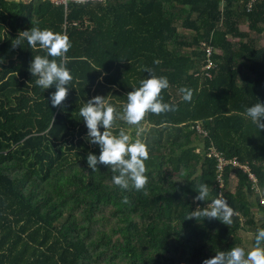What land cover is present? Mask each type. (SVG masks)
<instances>
[{
	"label": "trees",
	"instance_id": "trees-1",
	"mask_svg": "<svg viewBox=\"0 0 264 264\" xmlns=\"http://www.w3.org/2000/svg\"><path fill=\"white\" fill-rule=\"evenodd\" d=\"M32 27L72 45L65 64L73 79L60 107L49 100L55 87L36 86L29 71L47 51L12 46ZM146 68L167 77L161 95L177 110L148 113L140 125L114 121L113 135L131 131L149 152L144 190H122L111 167H88V153L100 150L79 110L99 95L122 113ZM181 88L192 90L190 102ZM258 101L264 1L248 12L244 0H105L67 10L0 0V264H203L234 246L248 252L246 237L254 246L264 228V131L245 115ZM212 151L248 171L227 165L221 188ZM201 184L210 194L195 201ZM217 197L234 209L231 224L188 219Z\"/></svg>",
	"mask_w": 264,
	"mask_h": 264
},
{
	"label": "clouds",
	"instance_id": "clouds-1",
	"mask_svg": "<svg viewBox=\"0 0 264 264\" xmlns=\"http://www.w3.org/2000/svg\"><path fill=\"white\" fill-rule=\"evenodd\" d=\"M22 41H26L31 48L39 45L47 51L46 56L33 57L29 71L32 76L37 77L36 86L44 90L55 87V92L49 96L52 107L62 106L69 95L68 85L73 79L65 64L66 54L72 47L68 36L49 29L32 27L19 33L18 38L13 40V48L20 47ZM56 58H60L59 61ZM145 71L148 78L127 94V103L122 113L111 104H106V98L99 95L89 99L79 110L88 130L86 139L90 144L98 145L100 150L99 156L88 153V167L92 172L98 171L99 165L111 167L113 172H118V175L112 177V182L122 190H144L148 182L145 161L149 158V152L146 144L140 139L130 142V136L123 130L118 136L113 135L109 129L113 127L114 121L119 119L128 125H140L148 113L159 115L177 110L176 105L165 103L161 95L162 90L170 86L167 77L154 75L152 69L146 68ZM179 91L184 101H191V89L181 88ZM245 115L259 131H264V103L258 101L246 108ZM101 128L103 132L100 131ZM142 131L143 128H139L137 136ZM197 193L195 201H205L210 194L209 186L201 184ZM122 203H129L127 197L123 198ZM234 214V209L227 200L217 197L205 208L197 207L188 219L203 217L229 225L233 222ZM203 264H264V228L255 234V244L251 251L245 252L244 248L234 246L228 251L217 252L213 257L205 259Z\"/></svg>",
	"mask_w": 264,
	"mask_h": 264
},
{
	"label": "built area",
	"instance_id": "built-area-1",
	"mask_svg": "<svg viewBox=\"0 0 264 264\" xmlns=\"http://www.w3.org/2000/svg\"><path fill=\"white\" fill-rule=\"evenodd\" d=\"M52 4L55 6H62L65 10L68 9L70 4H78V5H86V4H94V3H104L105 0H49ZM246 2L247 11L251 12L254 5L258 2H262L264 0H244ZM209 52L211 50H208ZM210 66L208 65L207 68ZM210 157H214L217 160V173H218V183L220 184V187L223 188L222 183V172L224 167L227 165H233L236 168L243 169L245 171H248V168L245 166H242L237 160H231L227 161L225 158H223L220 154H218L216 151H212L209 155ZM249 178L256 182L255 177L252 174H249ZM264 203V200H263Z\"/></svg>",
	"mask_w": 264,
	"mask_h": 264
},
{
	"label": "rangeland",
	"instance_id": "rangeland-1",
	"mask_svg": "<svg viewBox=\"0 0 264 264\" xmlns=\"http://www.w3.org/2000/svg\"><path fill=\"white\" fill-rule=\"evenodd\" d=\"M241 29H242V31L244 32V33H246V34H249V32H248V29H247V24H242L241 25ZM127 134L130 136L131 135V131H129V132H127ZM130 142H132L131 141V136H130ZM258 191V190H257ZM259 192V191H258ZM261 195V194H260ZM246 242H247V249H248V251H251L252 250V248H253V246H252V240H251V238L249 237V236H247L246 237Z\"/></svg>",
	"mask_w": 264,
	"mask_h": 264
},
{
	"label": "crops",
	"instance_id": "crops-1",
	"mask_svg": "<svg viewBox=\"0 0 264 264\" xmlns=\"http://www.w3.org/2000/svg\"><path fill=\"white\" fill-rule=\"evenodd\" d=\"M263 192H264L263 190H260V194H261V195L263 194Z\"/></svg>",
	"mask_w": 264,
	"mask_h": 264
}]
</instances>
